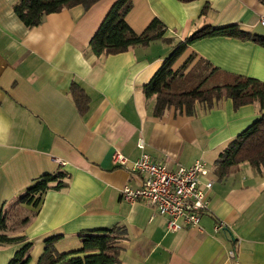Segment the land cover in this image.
I'll return each mask as SVG.
<instances>
[{
    "label": "crops",
    "instance_id": "crops-1",
    "mask_svg": "<svg viewBox=\"0 0 264 264\" xmlns=\"http://www.w3.org/2000/svg\"><path fill=\"white\" fill-rule=\"evenodd\" d=\"M17 1L0 0V211L34 178L58 169L69 175L68 186L47 191L38 212L15 232L32 243L29 264H38L48 235H62L56 249L67 253L78 246L79 233L116 225L127 232L120 264H264V172L242 163L218 181L212 170L221 151L264 109L260 113L249 104L234 110L224 99L211 110L196 105L193 116L170 108L154 118L152 101L141 91L174 45L201 28L235 24L264 37L261 0H132L126 16L132 30L140 33L156 17L171 44L158 40L101 57L88 51V43L117 0H100L86 11L76 6L46 15L36 27L12 30L17 17L9 13ZM192 53L222 71L264 83V48L252 42L196 41L173 69ZM72 83L88 97L83 115L70 95ZM114 151L129 161L147 153L170 170L203 161L212 187L199 228L179 221L170 231L150 206L124 201L122 188H137L142 177L113 166ZM232 247L235 260L227 257ZM17 248L0 246V264H8Z\"/></svg>",
    "mask_w": 264,
    "mask_h": 264
},
{
    "label": "trees",
    "instance_id": "trees-1",
    "mask_svg": "<svg viewBox=\"0 0 264 264\" xmlns=\"http://www.w3.org/2000/svg\"><path fill=\"white\" fill-rule=\"evenodd\" d=\"M98 1L100 0H18L12 10L23 25L30 29L40 25L46 15L76 6L86 11ZM131 9L132 0H117L111 6L88 43V51L92 55L101 57L120 54L136 46L146 47L158 40L171 44L170 39L164 36L165 25L156 17L140 33L133 31L126 21ZM206 11L207 5L201 15ZM212 37L249 41L264 48V37L251 34L235 24L218 28L207 26L195 31L174 45L160 68L141 87L144 99L152 101L151 113L154 118H161L170 108L174 109L175 115L193 116L196 105L211 110L224 99L231 100L234 110L249 104L256 105L260 113L264 109V83L261 81L222 71L207 60L197 58L195 53L190 54L177 69H173L175 62L189 45ZM69 92L78 113L85 114L88 110V97L85 92L76 83L71 84ZM242 163H246L256 174L264 172V114L221 151L213 164V174L221 181L238 170ZM68 181L69 175L59 169L40 175L31 181L13 204L0 211V246H18L8 264H29L32 243L25 235L14 231H19L38 212L47 191L64 190ZM18 205L29 206L34 212L15 222L12 235H8L6 212L15 210ZM126 235L125 228L120 225L82 232L77 235L80 248L67 253H59L55 248L62 235H48L43 239L44 251L38 264H120Z\"/></svg>",
    "mask_w": 264,
    "mask_h": 264
},
{
    "label": "built area",
    "instance_id": "built-area-1",
    "mask_svg": "<svg viewBox=\"0 0 264 264\" xmlns=\"http://www.w3.org/2000/svg\"><path fill=\"white\" fill-rule=\"evenodd\" d=\"M261 3L264 5V0ZM260 24L264 25V16ZM137 147L142 150V143ZM110 161L113 166L142 177L137 188L127 185L122 188L120 194L124 201L150 206L166 219L170 231L178 229L179 221L187 228H199L201 215L208 212L207 193L212 187V181L205 179L208 173L203 161L170 170L161 162L153 161L147 153L142 152L137 159L129 161L119 151L113 152ZM222 227V223L216 224V229ZM227 257L235 260V248L227 250Z\"/></svg>",
    "mask_w": 264,
    "mask_h": 264
},
{
    "label": "rangeland",
    "instance_id": "rangeland-1",
    "mask_svg": "<svg viewBox=\"0 0 264 264\" xmlns=\"http://www.w3.org/2000/svg\"><path fill=\"white\" fill-rule=\"evenodd\" d=\"M33 212H34L33 208H31L29 206H25V205H18L15 208V210H13V211H12V209L8 210V213L6 212V214L8 216V219L6 221V229H7L6 233L8 235L12 234L11 230H14V228H15V224L14 223L17 222L18 220L20 221L23 218H26V217L30 216V214L33 213ZM14 233H15V231H14ZM56 244H55V248H56ZM79 248H80V242L78 241V246L76 248H73V250H67V251L68 252L76 251Z\"/></svg>",
    "mask_w": 264,
    "mask_h": 264
},
{
    "label": "clouds",
    "instance_id": "clouds-1",
    "mask_svg": "<svg viewBox=\"0 0 264 264\" xmlns=\"http://www.w3.org/2000/svg\"><path fill=\"white\" fill-rule=\"evenodd\" d=\"M9 15H14V13H9ZM17 23L12 24L10 27L12 28V30H16L18 27L22 28L23 27V23L21 21H19L18 17L16 18Z\"/></svg>",
    "mask_w": 264,
    "mask_h": 264
}]
</instances>
